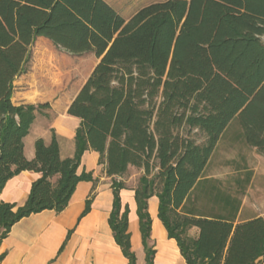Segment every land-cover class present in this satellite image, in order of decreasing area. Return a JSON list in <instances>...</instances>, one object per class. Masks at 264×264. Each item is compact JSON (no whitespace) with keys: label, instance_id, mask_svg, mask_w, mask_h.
<instances>
[{"label":"trees","instance_id":"obj_1","mask_svg":"<svg viewBox=\"0 0 264 264\" xmlns=\"http://www.w3.org/2000/svg\"><path fill=\"white\" fill-rule=\"evenodd\" d=\"M38 37L99 59L68 108L80 119L73 157H61L54 132L50 143L36 140L32 160L24 153L36 113L51 108L12 99ZM233 121L264 155V0H163L129 19L106 0H0V192L22 171L41 173L24 205L0 202V242L22 218L62 212L81 181H95L78 173L93 150L111 177L109 224L129 264L137 258L119 177L130 167L143 170L134 191L147 264L153 196L187 264H264V217L237 222L241 198L203 175Z\"/></svg>","mask_w":264,"mask_h":264},{"label":"crops","instance_id":"obj_2","mask_svg":"<svg viewBox=\"0 0 264 264\" xmlns=\"http://www.w3.org/2000/svg\"><path fill=\"white\" fill-rule=\"evenodd\" d=\"M24 73L14 80L13 102L16 105L37 104V98L31 89L24 88L22 84L26 78ZM20 82L21 85L16 88V83ZM79 90L67 101L47 102L51 108L36 113L30 132L24 138V153L27 159L32 160L35 157L36 140L43 138L46 143H50L53 132L59 142L61 157L74 156L75 136L80 119L69 115L68 108ZM253 151L264 157L255 147L245 142L241 125L233 121L217 143L203 174L207 178L219 179L224 186L225 182L219 175H206V171L213 158L218 155H226L222 159L234 166L231 175L233 177L231 182L234 185L232 193L241 198L237 222L258 216L264 217V195L248 203L243 197L245 188L251 185L252 178L259 172L254 166L250 168V154ZM99 158V153L93 150L83 154L78 173L92 172L95 181H81L65 210L57 213L47 209L24 217L12 226L11 231L0 242V256H3L0 264H129L121 247L115 241L109 224L114 196L111 177L107 176L105 165L99 163ZM260 173L264 176V170ZM40 177L41 173L29 170L13 176L0 192V202L24 205L32 183ZM53 181H56V178ZM134 189L132 187L122 189L121 201L123 209L125 205L129 206V232L132 249L137 258L136 264H147ZM92 192L94 198L91 210L82 215ZM258 207L262 208L261 213L255 212ZM149 213L152 225L148 244L155 250L154 264H187L176 239L169 236L168 230L159 218L157 196L149 199ZM193 229L197 231L196 228Z\"/></svg>","mask_w":264,"mask_h":264},{"label":"rangeland","instance_id":"obj_3","mask_svg":"<svg viewBox=\"0 0 264 264\" xmlns=\"http://www.w3.org/2000/svg\"><path fill=\"white\" fill-rule=\"evenodd\" d=\"M117 9L125 19H129L138 9L156 1L163 0H106ZM99 59L94 53L73 54L56 46L52 41L45 37H38L30 48V57L26 64L24 88H30L35 96L36 103L56 102V100H68L83 85L89 74L97 64ZM18 80V79H17ZM19 82V81H18ZM20 83H16L19 88ZM238 123V121H236ZM201 142L202 136H198ZM226 156V155H225ZM218 155L211 161L206 175H219L225 182L224 187L233 190L231 177L234 166L227 164L222 157ZM250 168H257L258 174L252 178L250 186L245 188L243 197L247 203L254 199H259L264 195V176L260 175L264 170V157L257 152L250 154ZM143 170L136 167H130L128 172L120 177L124 180L127 187L135 188ZM235 189V188H234ZM257 208V207H256ZM255 212L261 213L262 208L258 207ZM188 234L194 236L196 231L191 228Z\"/></svg>","mask_w":264,"mask_h":264}]
</instances>
